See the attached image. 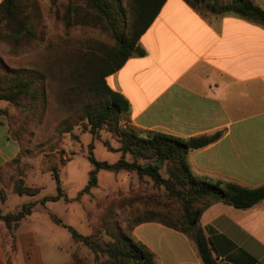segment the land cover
<instances>
[{
  "label": "crops",
  "instance_id": "crops-1",
  "mask_svg": "<svg viewBox=\"0 0 264 264\" xmlns=\"http://www.w3.org/2000/svg\"><path fill=\"white\" fill-rule=\"evenodd\" d=\"M254 1L264 9V0ZM210 14L167 0L139 40L146 55L129 59L107 83L129 101L126 118L136 129L183 140L220 134L188 153L194 176L257 189L264 186V26ZM17 152L0 122V167ZM198 229L218 263L264 264V201L249 209L216 203ZM132 237L157 264H205L193 238L161 223L137 225ZM18 245L30 254L27 264L44 262L34 231L19 235Z\"/></svg>",
  "mask_w": 264,
  "mask_h": 264
},
{
  "label": "trees",
  "instance_id": "trees-1",
  "mask_svg": "<svg viewBox=\"0 0 264 264\" xmlns=\"http://www.w3.org/2000/svg\"><path fill=\"white\" fill-rule=\"evenodd\" d=\"M134 22L127 33V9L125 0H72L64 21L67 27L92 26L100 28L113 40L112 47L97 46L87 51L78 49L77 55L64 51L59 56L48 58L32 69H4L0 72V102L7 101L20 106L27 99L31 107L42 108L48 103V92L52 88L57 107L67 112L64 127L60 133H68L72 126L82 125L95 138L103 129L118 134L122 153L121 159L110 164L98 161L92 153L89 160L94 166L87 186L80 195L89 194L98 184L97 174L101 170L135 172L139 177L150 178L156 187L164 188L169 201L176 203L177 210L170 204L161 205L165 214L146 210L143 217H137L134 227L142 223L158 222L193 238L205 264L218 263L213 256L214 247L206 233L198 229L203 213L216 203H224L236 209H249L264 201V186L248 189L234 183L217 184L194 176L188 164L191 150L204 148L220 138V134L183 140L155 131L139 130L132 126L122 129L120 122L131 110L129 101L114 91L107 78L119 71L134 57H144L146 51L139 40L149 29L167 0H126ZM195 10L218 15H234L251 23L264 26V9L254 0H184ZM32 14L41 15L35 0H2L0 4V40L7 39L13 46L32 43L39 39L38 24ZM61 46H65L59 44ZM3 62L0 59V65ZM4 65V64H3ZM2 65V66H3ZM3 110L0 109V113ZM78 123V124H75ZM63 124V125H64ZM130 155L132 161H127ZM162 162V167L156 165ZM166 169L168 177L162 175ZM53 179L58 194L46 196L42 204L68 201L61 186L59 171L53 168ZM18 195L33 196V189L18 182L14 188ZM35 204L28 203L18 212L4 214L0 208V221L10 233L30 216ZM160 207V206H159ZM52 221L66 228L77 243L88 247L95 255L108 256L105 264H157L155 254L141 242L120 229L108 226L112 241L102 245L92 237L80 234L67 226L61 219L51 216ZM8 264H13L8 262Z\"/></svg>",
  "mask_w": 264,
  "mask_h": 264
},
{
  "label": "rangeland",
  "instance_id": "rangeland-1",
  "mask_svg": "<svg viewBox=\"0 0 264 264\" xmlns=\"http://www.w3.org/2000/svg\"><path fill=\"white\" fill-rule=\"evenodd\" d=\"M35 1L41 15L32 14V21L39 26V39L19 47L7 39L0 40V59L4 64L0 65V72L5 71L4 66L9 70H30L43 61L45 64L51 54L59 56L64 51L77 55L78 49L87 51L89 47L96 52L97 46H104L103 50L113 46L114 40L99 27L66 26L64 18L72 0ZM124 6L128 33L134 18L126 0ZM201 13L212 16L205 8ZM59 44L65 46L59 47ZM0 109L3 110L0 122L19 146L16 156L0 167V208L7 214L18 212L28 203L35 204L32 214L17 225L13 234L0 221V264H27L30 254H19L18 236L31 231L41 249L42 264L107 262V255L97 256L82 243L75 242L70 232L55 224L51 216L105 245L112 241L106 229L108 226L132 237L135 219L145 216L146 210L165 214L167 210L161 206L164 204L177 210L178 206L169 201L164 188L156 187L150 178H141L135 172L101 170L97 174V186L89 194L80 195L94 170L89 155L92 153L101 162H118L122 157L117 151L120 138L106 129L95 138L82 125L72 126L68 133H60L67 127L64 120L68 115L55 104L52 88L48 92L47 105L41 109L31 107L27 99H23L18 107L1 101ZM129 126H132L129 120L122 119L120 127ZM126 160L132 161V157L127 155ZM53 168L59 171L68 201L61 199L43 205L44 197L58 194ZM162 175L168 177L164 167ZM20 181L24 187L33 189V196L16 194L14 188Z\"/></svg>",
  "mask_w": 264,
  "mask_h": 264
},
{
  "label": "water",
  "instance_id": "water-1",
  "mask_svg": "<svg viewBox=\"0 0 264 264\" xmlns=\"http://www.w3.org/2000/svg\"><path fill=\"white\" fill-rule=\"evenodd\" d=\"M156 165L162 167V162H161V161H157V162H156Z\"/></svg>",
  "mask_w": 264,
  "mask_h": 264
}]
</instances>
